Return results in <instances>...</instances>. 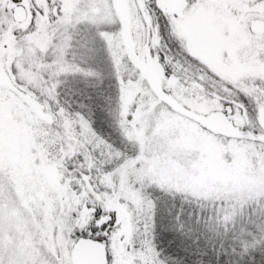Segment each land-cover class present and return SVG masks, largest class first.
I'll list each match as a JSON object with an SVG mask.
<instances>
[{"label":"snow or ice","instance_id":"snow-or-ice-1","mask_svg":"<svg viewBox=\"0 0 264 264\" xmlns=\"http://www.w3.org/2000/svg\"><path fill=\"white\" fill-rule=\"evenodd\" d=\"M96 7L106 18L92 24L118 85L123 150L58 99L68 76L101 81L100 72L65 52L31 86L22 75L28 57L0 55V72L14 82L0 87V104L18 101L12 119L60 185L40 201L51 202L59 234L50 239L43 224L21 236L0 228V264H245L264 253V0H0V49L9 33L22 39L21 13L31 15L28 33L46 17L68 34ZM191 105L206 111L193 118ZM211 148L230 168L246 157L258 182L210 179Z\"/></svg>","mask_w":264,"mask_h":264},{"label":"rangeland","instance_id":"rangeland-1","mask_svg":"<svg viewBox=\"0 0 264 264\" xmlns=\"http://www.w3.org/2000/svg\"><path fill=\"white\" fill-rule=\"evenodd\" d=\"M37 2L42 3L43 0H37ZM103 2L104 0H95L98 5H103ZM93 18H96L101 24L105 22V16L101 15V7L90 9L88 13H82L81 22L70 29L68 34L62 27H51L46 17L40 18L39 27L28 33L27 28L31 23V15L21 13L17 19L16 28L24 35L22 39H16L9 33L5 39V43L9 47L7 51L0 49V55L7 56L10 62L20 56L28 57L23 62L22 75L25 82H31V86L43 82L45 77L42 74L46 72L45 66L53 55L60 56L65 52L68 54L69 60L74 54L76 62L81 66L100 72L101 81L85 80L80 76H68L58 89V99L69 112H80L87 116L98 135L117 149L123 150L124 146L117 126L118 85L105 43L95 38L96 28L92 24ZM37 57L39 62L35 59ZM144 71L155 74L152 66H145ZM11 82L12 86L0 84V87L5 90L13 88L14 82ZM67 84L81 88L83 93L86 92L85 100H81L79 97L78 101L74 100L69 94L75 90L68 89ZM104 87L107 88L106 91ZM82 91L80 90L81 93ZM90 94L94 95V101L97 100L98 104L95 109L96 123L102 126L111 123L110 126L115 130L114 137L107 136L102 133L100 128L97 130L94 127L90 116L91 110L94 108L90 106L92 104L89 99ZM131 99L133 102L135 101V93L131 94ZM18 107L21 106L14 97H9L8 100L0 104V128L3 129V135H0V170L5 174L3 183L0 184V228L15 236H21L29 230L35 233L38 227L43 224L51 239L53 232L59 234L60 218L54 214L50 201L46 203L45 207H41L40 201L46 200L50 190H59L58 173L54 167L48 164L36 163L39 153L33 157L32 147H36V144L31 133L23 130L12 119ZM191 107L193 112L190 113V116L193 118L197 111L200 114H204L206 111L204 107L197 108L195 105H191ZM107 109H109V115L111 113V120L106 115ZM174 127L175 123L171 122L169 130ZM186 139L191 140L190 137ZM128 151L131 154L130 148ZM207 164V176L212 180L232 182L236 185H254L258 182L257 178L246 174L248 160L244 156L240 157L236 168H230L222 163V157L216 154L215 148H211ZM9 188H11L12 195L9 194ZM33 193L35 196L32 195ZM108 206L113 209L119 208L115 200L109 201ZM120 211L122 216L126 215L123 209ZM25 240L27 241L26 236Z\"/></svg>","mask_w":264,"mask_h":264},{"label":"trees","instance_id":"trees-1","mask_svg":"<svg viewBox=\"0 0 264 264\" xmlns=\"http://www.w3.org/2000/svg\"><path fill=\"white\" fill-rule=\"evenodd\" d=\"M67 86H68V89H74L76 91V92L74 91L72 94L67 93L70 96H72L74 100L77 99V101H78V97L81 98V100L82 99L85 100L87 93L86 92L83 93V91H82L81 88H77V87H75L73 85H70V84L69 85L67 84ZM104 88H105L104 90L106 91L107 88L106 87H104ZM80 90L82 91V93L80 92ZM103 94H105V93H103ZM89 99H90V101H92L91 102L92 104H90V106H93L94 107L91 110V113H90V116L92 118V121L94 122V127L97 130H99V128H100V130L102 131V133L107 134V136L114 137L115 130H114V128L112 126H110L111 123L110 124L108 123L106 126H102V125L96 123V118H95L96 117V110L95 109H96V107H98L97 100L94 101V95H92V94H90V98ZM83 102H85V101H83ZM106 115H107V117H108L109 120L112 119L111 118V113L109 115V109H107V114ZM245 264H264V253L259 252V251L254 252L252 254V258L251 259L245 258Z\"/></svg>","mask_w":264,"mask_h":264},{"label":"water","instance_id":"water-1","mask_svg":"<svg viewBox=\"0 0 264 264\" xmlns=\"http://www.w3.org/2000/svg\"><path fill=\"white\" fill-rule=\"evenodd\" d=\"M0 84L5 85V86H12V82L9 79V76L3 72H0ZM37 115L41 118H43V113L37 112ZM203 115V114H201ZM94 253L92 252L91 249H85L82 253L83 256H90L93 255Z\"/></svg>","mask_w":264,"mask_h":264},{"label":"flooded vegetation","instance_id":"flooded-vegetation-1","mask_svg":"<svg viewBox=\"0 0 264 264\" xmlns=\"http://www.w3.org/2000/svg\"><path fill=\"white\" fill-rule=\"evenodd\" d=\"M149 67V66H148ZM8 88H10V87H8ZM14 88V87H13ZM179 105H177V107H178Z\"/></svg>","mask_w":264,"mask_h":264}]
</instances>
